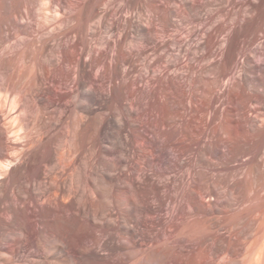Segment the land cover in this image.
<instances>
[{"label":"rangeland","instance_id":"rangeland-1","mask_svg":"<svg viewBox=\"0 0 264 264\" xmlns=\"http://www.w3.org/2000/svg\"><path fill=\"white\" fill-rule=\"evenodd\" d=\"M17 1L0 0V102L9 103H0V126L10 143L0 151V264H243L259 252L264 262L263 248L244 245L264 244V86L227 64L256 23L241 32L243 21L216 18L222 9L207 0ZM16 65L23 75L9 78ZM134 78L162 86L135 90ZM185 82L205 95L211 124H169L177 110L168 100ZM192 148L216 160L193 164L198 191L168 242L163 186L145 171Z\"/></svg>","mask_w":264,"mask_h":264},{"label":"built area","instance_id":"built-area-1","mask_svg":"<svg viewBox=\"0 0 264 264\" xmlns=\"http://www.w3.org/2000/svg\"><path fill=\"white\" fill-rule=\"evenodd\" d=\"M152 61L147 64V73L151 69L153 71ZM133 89L144 90L147 93L156 89L159 85L162 86V82L155 78H146L140 82L137 78H134ZM182 92L173 95L168 101L174 110H177V117H169V124L181 128L182 130H195L200 127L201 123L211 124L213 122V112L209 107V103L205 99V95L197 92L193 93L192 89L194 85L191 82H185L182 85ZM166 97L162 98L164 101ZM254 122H259L261 118L257 113L253 116ZM212 136H209V143H204L207 150L212 146ZM204 157V158H203ZM213 161L216 160L211 154L198 155L196 150H188L180 155L169 151L167 157L161 163L160 169H152V166L146 168L145 173L148 174L154 180H158L163 186V193L165 195V216L163 217V226L165 232L163 239L168 242H172L175 236L171 234L174 223H182L183 219L179 215L180 207L187 203V196L193 195V191H198L195 187L196 177L192 169L193 164H198L200 159ZM201 159V160H203ZM177 161V162H176ZM133 176L136 180H140L142 177V167L139 160L134 159L132 161ZM204 170H209L207 167ZM159 173H162L160 175ZM209 207V210H211ZM215 211H209V215ZM170 213V214H169ZM186 219L192 221L195 219L194 214H187ZM160 236L150 234L148 241L156 242Z\"/></svg>","mask_w":264,"mask_h":264},{"label":"bare ground","instance_id":"bare-ground-1","mask_svg":"<svg viewBox=\"0 0 264 264\" xmlns=\"http://www.w3.org/2000/svg\"><path fill=\"white\" fill-rule=\"evenodd\" d=\"M17 1V0H16ZM20 1V0H19ZM19 1H17V3H19ZM208 2L211 1L213 4H218L219 7H221L222 10H219V12L217 13V16L215 15L216 18H221V19H224L226 18L229 22H232V23H241L242 21L244 22L241 26V32H245L249 25L251 23H256L257 25V29L254 30V31H251L249 33H247L246 35H244L239 41L238 43L236 44V52L239 56L238 59H236V56L233 55V53H230L229 56H228V59H227V64H233V66H238V67H242L245 69L246 73H247V76L248 77H251L252 79H257L259 80L263 86H264V0H207ZM210 2V3H211ZM3 3V2H2ZM170 3V1H169ZM177 6V5H176ZM202 7V6H201ZM227 8L226 10L223 8ZM16 19L19 20V19H22L21 16H22V11H21V5L18 4L16 5ZM161 9V8H160ZM182 10V9H181ZM164 12V11H163ZM168 12V10H167ZM201 15V14H200ZM211 15V14H210ZM203 16V15H202ZM213 16V15H212ZM1 17V15H0ZM192 17V16H191ZM206 18V17H205ZM213 18V17H211ZM200 19V17H199ZM209 20V19H208ZM216 20V19H215ZM210 21V20H209ZM213 21V20H212ZM197 22V21H196ZM202 22V21H200ZM208 22V21H206ZM205 22V23H206ZM198 23V22H197ZM203 23V22H202ZM237 23V24H238ZM199 24V23H198ZM202 25V24H201ZM209 25V24H208ZM6 26H7V23L2 19L0 18V58H2V56L4 55L5 53V43L7 42V35H8V32L6 30ZM200 26V25H199ZM236 26V25H235ZM17 37L18 39L20 38V26L17 24ZM165 28V26L163 27ZM170 28V27H169ZM167 29V28H166ZM171 30V29H170ZM228 30V27L224 30L223 29V32L221 35H223L226 31ZM220 31V30H219ZM164 32H165V29H164ZM170 32V31H169ZM167 33V32H166ZM234 34V33H233ZM235 35V34H234ZM16 37V38H17ZM235 39V38H233ZM222 42V41H221ZM232 38L231 40L229 41L228 45L226 46V50L228 52H230L229 50V47L232 45ZM224 43H221L220 44V48L223 46ZM170 45V44H169ZM231 49V48H230ZM19 50V49H18ZM7 51V50H6ZM19 52V51H18ZM7 53V52H6ZM17 54V53H16ZM235 54V52H234ZM19 63V62H18ZM16 64V63H15ZM16 68H14L15 70L13 71V73L11 72L12 77H9V78H12V79H19L21 78V76L23 75L22 73V69L21 65H16L15 66ZM2 75V74H1ZM4 75V74H3ZM7 75V74H6ZM10 75V74H9ZM8 76V75H7ZM11 76V75H10ZM8 79V77L6 76H0V81L1 80H5V79ZM6 79V80H7ZM10 81V80H9ZM12 81V80H11ZM15 81V80H14ZM13 81V82H14ZM19 80H17L18 82ZM5 82V81H4ZM8 82V81H6ZM12 91V89H11ZM10 91V92H11ZM14 91V90H13ZM14 93V92H13ZM12 93V94H13ZM7 96L10 94H8L7 92L5 93ZM11 94V95H12ZM1 96L2 94H0V99H1ZM10 96V95H9ZM3 97V96H2ZM13 99V98H12ZM11 99V100H12ZM10 100V99H9ZM14 100V99H13ZM2 101V100H1ZM15 101V100H14ZM12 101V103H16ZM1 103V102H0ZM6 103H7V97H6ZM3 104V102L1 104L3 105H6ZM10 103V111H13L12 108H13V105ZM0 104V119H1V108L4 107ZM9 105V103H7ZM2 106V107H1ZM12 106V108H11ZM16 106V105H14ZM8 107V106H7ZM6 108V107H5ZM2 110H4V108H2ZM7 110V109H6ZM15 110V109H14ZM5 113L7 114V111H5ZM5 127H1L0 126V151L3 152L6 148H8L9 146V140L5 137L6 135V130L4 129ZM6 132V133H5ZM11 142V141H10ZM8 157V156H7ZM10 157V156H9ZM8 159V158H6ZM8 161V162H7ZM7 164H3V166L1 167L2 170L3 168L5 170L8 171V167L11 163L12 160H7ZM1 170V169H0ZM17 171V170H16ZM13 171H11V175L12 177H14L16 174L13 173ZM18 172V171H17ZM6 173V171H5ZM8 173V172H7ZM20 173V172H19ZM9 174V173H8ZM23 174V173H22ZM22 174H18V178L21 179V176ZM3 175L6 176V174H4V172H1L0 173V176H2V178H5ZM10 175V174H9ZM10 175V176H11ZM11 178V177H10ZM15 178V177H14ZM17 179V178H16ZM47 180V179H46ZM44 181L45 182V185L46 186H50L51 187V183L52 182L51 180L48 182V181ZM14 181V180H13ZM18 183L19 181H14V183ZM20 183V182H19ZM55 183V182H53ZM19 186L21 184H18ZM21 187V188H20ZM18 188V190H20V194H25L26 193V190H25V187L23 186H20ZM256 241V240H255ZM255 241H252L250 243H247V244H244L246 247H248V250L251 252L252 250H254L255 252L253 253H256L258 252L259 249H264V244L261 243L260 241H256V243H254ZM229 245V244H228ZM240 245V244H239ZM219 246V245H218ZM222 246V245H221ZM233 247H234V252L237 247L236 243L235 245L233 244ZM239 247V246H238ZM241 247V246H240ZM250 247H253V248H250ZM252 250H250V249ZM218 249V247H217ZM243 249V248H242ZM241 250V248H240ZM247 250V251H248ZM237 251V250H236ZM242 252V251H241ZM245 253V251H243ZM249 253V252H248ZM243 254V253H241ZM62 255V254H61ZM244 255V254H243ZM250 256V254H249ZM259 256H260V252L259 253H256V256L257 257V260H254L253 259H249L247 261H244L243 264H253V262L256 264H263L264 262L261 260V263H260V260H259ZM263 256V255H262ZM248 257V256H247ZM246 259V258H245ZM244 259V260H245ZM256 259V258H255ZM262 259V257H261ZM253 261V262H252ZM263 262V263H262ZM239 264V263H238Z\"/></svg>","mask_w":264,"mask_h":264}]
</instances>
